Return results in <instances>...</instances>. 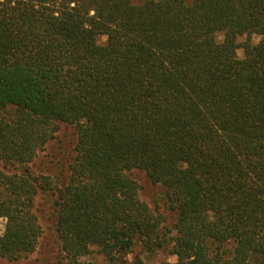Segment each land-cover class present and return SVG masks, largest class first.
I'll return each instance as SVG.
<instances>
[{"label":"trees","instance_id":"16d2710c","mask_svg":"<svg viewBox=\"0 0 264 264\" xmlns=\"http://www.w3.org/2000/svg\"><path fill=\"white\" fill-rule=\"evenodd\" d=\"M46 196L68 264H264V0H0V258L36 252Z\"/></svg>","mask_w":264,"mask_h":264},{"label":"rangeland","instance_id":"374dc122","mask_svg":"<svg viewBox=\"0 0 264 264\" xmlns=\"http://www.w3.org/2000/svg\"><path fill=\"white\" fill-rule=\"evenodd\" d=\"M223 38L220 37V40ZM107 41L106 38H100V43L105 44ZM250 42L252 45H258L262 38L254 35L250 38L243 37L240 39V49L238 50V57L243 59L245 56V50L243 46L245 43ZM62 140V143L59 142L58 146L50 145L46 152L43 154L44 160L41 165L38 167L41 168H51L48 174L52 178H59L63 180L62 168L53 169L51 164V156H56L57 148L68 145L73 139V132L71 130H65L63 137H59ZM47 155V157H46ZM60 162V158L56 157L54 163ZM42 171V169H40ZM49 170V169H48ZM53 171V172H52ZM141 186V199L148 203L153 209L160 208V210L165 213L168 226L173 224L174 218L169 212H167V207L164 205V188L161 186H153L149 179L145 175H139L136 178ZM40 223L43 229V235L39 241L37 250L34 254L28 255L21 260L11 262L5 259L0 258V264H68L66 261H62L64 257L61 245L55 235V218L52 215L51 209V198L49 196L42 197L40 200ZM7 221L5 219H0V237L5 234ZM140 260V262H138ZM126 261L129 264H176L177 258L171 256L168 252H157V253H147L145 252L141 245L134 247L132 252L126 258ZM105 258L99 254L97 248L93 249V253L81 259L79 264H105Z\"/></svg>","mask_w":264,"mask_h":264}]
</instances>
